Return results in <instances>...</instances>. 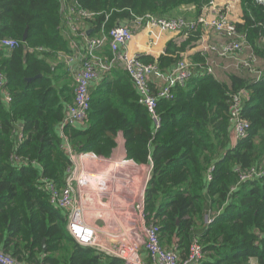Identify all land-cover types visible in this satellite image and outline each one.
<instances>
[{"label":"trees","instance_id":"obj_1","mask_svg":"<svg viewBox=\"0 0 264 264\" xmlns=\"http://www.w3.org/2000/svg\"><path fill=\"white\" fill-rule=\"evenodd\" d=\"M68 1L0 0V40L18 42L14 50H0V250L24 264H122L78 245L66 229L64 212L38 189L41 178L62 187L70 166L55 127L73 101V82L63 64L54 63L58 53H69L61 33V7ZM73 1L92 13L86 24L94 35L146 14L172 19L181 7L193 6L200 15L214 0ZM239 1L242 22L235 28L245 35L249 52L264 59V7ZM198 31L188 33L179 47L167 46L158 59L142 61L156 62L161 72L171 70ZM193 60L204 64L199 54ZM240 91L248 93L240 117L250 130L233 147L230 99ZM156 111L160 126L154 130L130 78L112 70L101 74L92 92L84 129L66 127L64 133L76 152L105 157L122 132L128 158L151 163L146 210L155 212L153 222L166 243L177 236L187 252L208 209L220 214L197 237L207 258L202 264H249L251 259L264 264V177L240 180L264 167V79L234 74L227 83L206 74L159 99Z\"/></svg>","mask_w":264,"mask_h":264},{"label":"built area","instance_id":"obj_2","mask_svg":"<svg viewBox=\"0 0 264 264\" xmlns=\"http://www.w3.org/2000/svg\"><path fill=\"white\" fill-rule=\"evenodd\" d=\"M255 2L264 7V0H255ZM207 12H202L194 20L182 17L164 19L146 14L143 17L135 18L130 25L114 27L108 33L100 30L92 35L88 34L89 28L86 24V21L92 18V13L78 8L73 0L64 2L61 7L62 22L64 23L66 17L71 29L79 36L81 52L77 68L72 67L74 57L65 59L67 70L73 80L74 96L72 103L67 106L65 116L60 124L61 129L64 130L66 127L79 123L84 124L92 101V82L99 81L102 73L110 72L114 67L122 68L130 78L138 96V103L147 110L155 130L158 129L160 126V119L156 111L158 100L171 98L174 88L186 86L187 82L195 77H202L206 74L213 75V71L210 67H205L195 76L196 73H194L191 63L186 58H181L172 67L167 83L155 92L152 90L151 79L153 75L157 76L158 74L157 63H144L137 55L128 51L129 44L133 40L135 32L143 28H156L163 32L185 36L190 32L204 29L212 31L217 38L211 43H207L204 51L212 52L220 59L239 54L247 48L245 35L239 33L235 25L228 21L226 9L220 10L218 13L214 12L210 17ZM17 46L18 42L13 39L0 40V50H14ZM104 47H108L111 55L109 59L101 57V49ZM251 71L257 73L254 69ZM257 76V81L264 79V71ZM247 96L246 91L231 95L229 119L232 126L233 147L239 140L246 138L250 130L249 122L240 117ZM5 100L7 103L11 101L8 96ZM61 137L65 139L63 133ZM16 140L17 144H20L22 134L19 133ZM61 148L70 162L64 185L58 187L54 182L41 178L38 189L48 194L50 205L66 212V229L74 241L85 248H97L96 231L84 220V208L77 199L76 188L85 189L92 181H101L100 174L93 176L87 173L83 165L88 158L97 160L99 157L94 153L76 154L66 139ZM75 162H79L78 167L71 166V163ZM32 163L35 168H39V164ZM262 177H264V167L241 175L240 180H255ZM208 222L210 223L212 220ZM142 238L148 262L138 258L137 249L134 246H121L109 250L108 253L113 258L120 259L122 264H202L204 261L205 253L197 237L192 238L184 258L179 256L177 245L170 249L162 245L160 227L154 222L145 226ZM0 264L24 263L0 250Z\"/></svg>","mask_w":264,"mask_h":264},{"label":"crops","instance_id":"obj_3","mask_svg":"<svg viewBox=\"0 0 264 264\" xmlns=\"http://www.w3.org/2000/svg\"><path fill=\"white\" fill-rule=\"evenodd\" d=\"M234 1H238L240 11H236L234 7H229L227 15L229 14L231 18L233 16L234 20L237 18V23H241L242 10L240 1ZM227 2L228 0H214L212 4L208 7L209 10L207 11L210 12V10L213 8L212 5L221 7ZM206 9H203L202 12H207ZM208 12L207 15L209 17L213 16L214 12ZM175 17H182L186 18L187 20H194L198 17V14L196 13V10L193 6L181 7L179 10H177ZM198 32L199 37H196V41L192 42L191 45L185 49L186 51H182L180 53L177 52L179 53V59L186 58L188 62L191 63L194 73L199 74V72H201L203 68L210 67L213 71V75L217 79L227 83L229 82V77L234 74L243 78H253L256 80L258 79V76L255 75V72H252L251 70H247V72L243 74L233 73L227 76H222L218 71H215L211 60L213 59L214 62H217L218 60L225 61L226 59H220L212 52L204 51V47L207 43H211L217 38L215 37L212 31L199 29ZM61 33L66 40L69 53H58V58L54 63L61 62L64 66L65 72L70 75L67 70V65L65 64V59L69 57H74L72 67L77 68L79 65V54L81 52V45L79 43V36L76 34L75 31L71 29V26L66 17L64 18V23L62 22ZM187 37L188 35H176L169 32H163L156 28H143L142 30H137L135 32V36L129 44L128 51L132 54L137 55L141 60L143 58H153L154 60H156L161 55H164L166 53L167 46H169L170 44H177V46L179 47L181 43L187 40ZM194 54H199L204 59V64L199 65L195 63L193 60ZM248 54L252 59H256L257 61L259 60V62H262L261 65L264 66L263 58L255 57L250 52ZM101 57H103L104 59H109L111 57L108 47H104L101 49ZM112 70L116 72H124L123 69L120 67H114ZM255 71L257 73L260 72V70ZM263 71L264 70H262L261 72ZM157 73V76L153 75L151 79L152 90L155 92L157 90H160L167 83V78L168 76H170L171 70L161 72L158 69ZM70 77L72 79L71 75ZM27 81L29 82L31 80L29 79ZM0 83H3L2 78L0 80ZM98 83L99 81L97 80L92 82V92L97 89ZM66 109L64 111V116ZM61 122L56 125L55 133L61 138V146L65 143V139L66 142L70 145L65 133L63 132L64 130L61 129ZM70 127L76 130H83L85 125L83 123H79L75 126ZM62 133L65 139L61 137ZM125 143L126 142L123 133L119 132L113 142V146H111L110 149L107 151L105 157L97 155L99 157L97 160L93 158H88L84 161L83 165L87 173L93 176L100 174L101 181L94 180L90 184H88L85 189L77 187L76 196L79 203L84 208V220L87 224H89L95 229L97 234L98 247L91 249H93L97 253H102L106 256L113 257L109 255V250L121 246H134L137 249L138 258L142 261L148 262V256L144 250L142 237L145 226L150 222H153L155 214V212L150 213L146 210L145 203V195L149 180L151 178L152 165L151 163L138 164L132 159H129L127 156ZM75 153L79 154L93 152L75 151ZM71 166L78 167L79 162L71 163ZM63 212L66 216V212ZM219 214L220 212L213 213L210 212L208 209H205L202 224L196 227V229L193 231L194 234L199 238L200 234L204 230H206V225L209 224L208 221L214 220ZM178 242L179 239L177 238V236H173L169 243H166L165 240L163 241L161 239L162 245L168 249L177 245L179 256L181 258H184L187 252L184 253V249L179 247V245L177 244ZM206 259L207 258L204 257L203 262H205ZM209 262L210 264H212L213 260H210ZM249 264H257V260L251 259L249 261Z\"/></svg>","mask_w":264,"mask_h":264},{"label":"rangeland","instance_id":"obj_4","mask_svg":"<svg viewBox=\"0 0 264 264\" xmlns=\"http://www.w3.org/2000/svg\"><path fill=\"white\" fill-rule=\"evenodd\" d=\"M212 9L210 12H215L218 13L220 10L223 11L226 9V14L229 11V7L233 8L237 11H240V6L238 4V1L234 0H228V2L221 6H215L212 5ZM209 10V8L206 9V11ZM172 18H179V17H172ZM233 18V19H232ZM232 18L227 15V19L230 23L236 24L238 19L236 18L234 20V17ZM249 49L245 48L243 49L239 54L233 55L229 58H226L225 61L218 60L217 62H214L213 59L211 60L212 65L214 66V70L218 71L222 76H227L233 73H238V74H243L247 72V70L255 69V70H260V72L255 73V75L261 73L262 70H264V66L261 65L262 62L257 61L256 59H252L249 56ZM254 60V61H252Z\"/></svg>","mask_w":264,"mask_h":264},{"label":"water","instance_id":"obj_5","mask_svg":"<svg viewBox=\"0 0 264 264\" xmlns=\"http://www.w3.org/2000/svg\"><path fill=\"white\" fill-rule=\"evenodd\" d=\"M91 33V31L89 30L88 31V34ZM26 37H27V31L25 32L24 36H23V42L25 43L26 42ZM40 77V76H39ZM44 245L45 243L43 242V249H44Z\"/></svg>","mask_w":264,"mask_h":264},{"label":"bare ground","instance_id":"obj_6","mask_svg":"<svg viewBox=\"0 0 264 264\" xmlns=\"http://www.w3.org/2000/svg\"><path fill=\"white\" fill-rule=\"evenodd\" d=\"M195 76H197V74L195 75ZM202 76H204V75H202ZM201 77V76H200ZM200 77H197V78H200ZM196 78V77H195Z\"/></svg>","mask_w":264,"mask_h":264}]
</instances>
